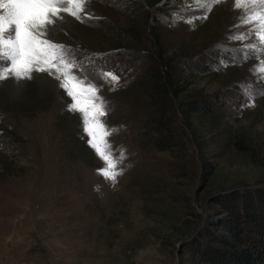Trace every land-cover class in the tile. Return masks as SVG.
<instances>
[{"label":"rangeland","instance_id":"1","mask_svg":"<svg viewBox=\"0 0 264 264\" xmlns=\"http://www.w3.org/2000/svg\"><path fill=\"white\" fill-rule=\"evenodd\" d=\"M180 10L202 15L193 0H92L86 11L102 19L65 15L50 33L108 103V139L117 155L126 150L116 186L98 174L103 162L57 79L0 83V264H191L188 244L213 216V198L264 184V96L241 107L244 85L264 81L258 57L242 59V42L229 38L251 27L241 24L244 9L223 0L195 29L164 22ZM143 55L173 82L171 151L153 145L159 134L145 124L154 108L145 111ZM196 98L215 112H190Z\"/></svg>","mask_w":264,"mask_h":264},{"label":"snow or ice","instance_id":"2","mask_svg":"<svg viewBox=\"0 0 264 264\" xmlns=\"http://www.w3.org/2000/svg\"><path fill=\"white\" fill-rule=\"evenodd\" d=\"M92 0H0V83L14 81L18 87L26 82L41 78L39 74L48 73L57 79L59 86L70 97L67 105L69 112H78L83 129L82 138L94 150L103 162L98 174L113 186L118 183L126 169L121 167L126 159V150L119 154L113 150L109 137L115 131L103 120L108 112L107 101L99 94L100 86L86 75H77L74 69L80 68L72 50L55 42L50 33L54 32L58 22L64 16H71L80 22L95 17L86 11ZM223 0H193L195 7L202 12L200 16H188L184 10L172 13L171 18L164 17L169 24L184 22L197 26V21L206 20L213 8ZM238 8H243L242 25H250L248 32L236 33L229 38L241 41L240 57L242 59L257 58L254 66L255 75L264 81V0H235ZM255 37V43H243ZM221 50H225L221 46ZM236 61L233 56L232 62ZM226 62L221 59L220 66ZM101 78L108 80L113 86L119 82V76L113 72H101ZM242 96L248 101L241 107H253L257 95L264 96V88L254 89L244 85Z\"/></svg>","mask_w":264,"mask_h":264},{"label":"trees","instance_id":"3","mask_svg":"<svg viewBox=\"0 0 264 264\" xmlns=\"http://www.w3.org/2000/svg\"><path fill=\"white\" fill-rule=\"evenodd\" d=\"M145 79L144 94L153 113L145 114V124L159 134L153 145L160 151L175 147L168 118L171 80L154 57L140 59ZM192 113L212 115L213 101L192 99L186 103ZM214 212L188 244L191 264H264V184L225 191L214 198Z\"/></svg>","mask_w":264,"mask_h":264}]
</instances>
